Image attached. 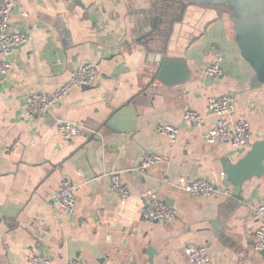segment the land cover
<instances>
[{
	"label": "crops",
	"instance_id": "0c3cea01",
	"mask_svg": "<svg viewBox=\"0 0 264 264\" xmlns=\"http://www.w3.org/2000/svg\"><path fill=\"white\" fill-rule=\"evenodd\" d=\"M19 3L11 29L31 42L15 50L13 71L0 87V264H28L31 256L53 264H192L189 243L208 248L207 264H264L254 213L264 204V176L244 184L242 200L234 198L239 189L226 169L244 154L230 142L205 141L213 117L202 127L184 118L189 109L206 114L211 97L231 95L233 119L251 124V147L264 140V84L255 83L242 55L232 11L187 0ZM157 15L163 23L149 34L155 40L138 42ZM217 49L223 76L207 78ZM161 54L185 62L169 74H179L178 82L157 79ZM85 62L100 67L96 84L75 89L51 114L23 118L28 95L53 92ZM63 120L82 124V134L63 140L57 129ZM164 123L180 129L174 146L156 133ZM148 154L168 161L137 173ZM111 172H122L128 199L110 190ZM198 178L233 196L189 195L186 186ZM63 180L78 187L73 216L50 201ZM152 195L179 211L174 223L141 219Z\"/></svg>",
	"mask_w": 264,
	"mask_h": 264
},
{
	"label": "built area",
	"instance_id": "2783aa9c",
	"mask_svg": "<svg viewBox=\"0 0 264 264\" xmlns=\"http://www.w3.org/2000/svg\"><path fill=\"white\" fill-rule=\"evenodd\" d=\"M19 0H0V87L13 71L11 58L17 48L31 42V37L24 33L15 32L11 29V17L19 8ZM224 61L220 49L214 52V61L205 69L207 78H219L223 76L222 67ZM100 67L92 62H85L79 66L71 77L53 92L40 91L26 97V110L23 118L34 119L40 115L51 114L72 91L78 88L91 87L101 78ZM235 98L231 95L211 97L208 100L206 114L196 110L186 111L184 118L187 122L202 127L208 116L214 118L213 125L204 133L207 143L213 144L217 141L230 142L231 145L241 151L251 147L252 131L251 124L245 119L234 120ZM58 133L65 141L77 139L83 131L82 124L74 121L63 120L58 123ZM159 136L167 137L170 143L176 145L180 129L172 124H159L156 129ZM168 158L158 154H148L141 164L136 168L139 174H146L151 168L164 164ZM110 190L126 200L131 192L123 182L122 172H111L108 175ZM78 187L69 180H63L58 190L50 197L51 203L68 216L76 213ZM189 195L198 197L224 196L232 197L229 190L218 188L212 181L199 178L186 186ZM255 216L260 220L256 230L255 249L264 253V204L254 209ZM141 219L145 222L174 223L179 217V211L172 206L162 202L156 195H152L141 207ZM185 253L192 264H207L210 260V252L206 246L189 243L184 248ZM28 264H52L50 258L31 256ZM65 264H83L80 259L68 260Z\"/></svg>",
	"mask_w": 264,
	"mask_h": 264
},
{
	"label": "water",
	"instance_id": "95a60500",
	"mask_svg": "<svg viewBox=\"0 0 264 264\" xmlns=\"http://www.w3.org/2000/svg\"><path fill=\"white\" fill-rule=\"evenodd\" d=\"M187 1L215 3L227 6L232 11L237 42L241 48L242 55L255 71V83L258 85L264 84V0ZM162 23L160 16L154 17L150 25L152 32L139 37L138 42H142L144 38L149 39L150 42L154 41V37H150L149 34L160 30L159 27ZM157 63L160 65L157 79L168 84L178 82L180 79L179 74H175L173 77L169 75L173 67L185 69V62L165 58L164 54L159 56ZM185 72L187 71L185 70ZM241 154H244L243 158L237 164H231L226 169L228 178L239 189V193L234 195V198L238 200L243 199L241 192L247 181L264 176V140L254 143L248 150H241Z\"/></svg>",
	"mask_w": 264,
	"mask_h": 264
},
{
	"label": "trees",
	"instance_id": "16d2710c",
	"mask_svg": "<svg viewBox=\"0 0 264 264\" xmlns=\"http://www.w3.org/2000/svg\"><path fill=\"white\" fill-rule=\"evenodd\" d=\"M169 8H170V6L165 7V9H166V10L164 9L165 12L167 11L168 13H170L171 15H173L174 13H173V12H170V11H169V10H170Z\"/></svg>",
	"mask_w": 264,
	"mask_h": 264
},
{
	"label": "bare ground",
	"instance_id": "6f19581e",
	"mask_svg": "<svg viewBox=\"0 0 264 264\" xmlns=\"http://www.w3.org/2000/svg\"><path fill=\"white\" fill-rule=\"evenodd\" d=\"M52 264H53V262H52ZM65 264V263H64Z\"/></svg>",
	"mask_w": 264,
	"mask_h": 264
},
{
	"label": "rangeland",
	"instance_id": "374dc122",
	"mask_svg": "<svg viewBox=\"0 0 264 264\" xmlns=\"http://www.w3.org/2000/svg\"><path fill=\"white\" fill-rule=\"evenodd\" d=\"M199 179V178H198Z\"/></svg>",
	"mask_w": 264,
	"mask_h": 264
}]
</instances>
